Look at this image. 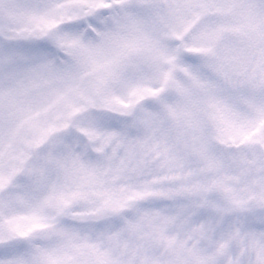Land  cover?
<instances>
[{
	"label": "snow or ice",
	"instance_id": "1",
	"mask_svg": "<svg viewBox=\"0 0 264 264\" xmlns=\"http://www.w3.org/2000/svg\"><path fill=\"white\" fill-rule=\"evenodd\" d=\"M0 264H264V0H0Z\"/></svg>",
	"mask_w": 264,
	"mask_h": 264
}]
</instances>
